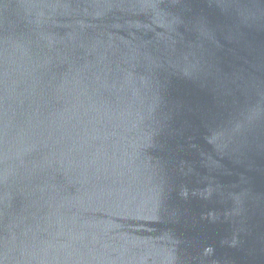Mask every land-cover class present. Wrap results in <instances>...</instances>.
<instances>
[{"label":"water","instance_id":"obj_1","mask_svg":"<svg viewBox=\"0 0 264 264\" xmlns=\"http://www.w3.org/2000/svg\"><path fill=\"white\" fill-rule=\"evenodd\" d=\"M0 264H264V0H0Z\"/></svg>","mask_w":264,"mask_h":264}]
</instances>
